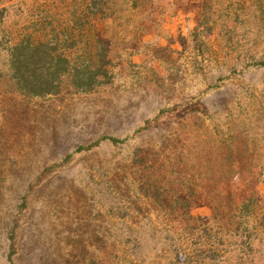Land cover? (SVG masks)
<instances>
[{"label": "rangeland", "instance_id": "rangeland-1", "mask_svg": "<svg viewBox=\"0 0 264 264\" xmlns=\"http://www.w3.org/2000/svg\"><path fill=\"white\" fill-rule=\"evenodd\" d=\"M206 1L0 0V264H264V0ZM53 27L113 80L16 91Z\"/></svg>", "mask_w": 264, "mask_h": 264}, {"label": "trees", "instance_id": "trees-1", "mask_svg": "<svg viewBox=\"0 0 264 264\" xmlns=\"http://www.w3.org/2000/svg\"><path fill=\"white\" fill-rule=\"evenodd\" d=\"M213 0H208L203 5L202 19L195 30V40L200 44L213 33L214 24L200 29L208 23V11L212 12ZM93 11L94 5L89 3L84 12ZM8 7L0 9V21ZM215 22V21H214ZM68 28V26H67ZM67 31V30H66ZM65 30L61 32H66ZM61 32L53 27L52 34L35 38L30 34L22 35L19 38L7 39L5 50L8 64L9 82L16 91L32 97H46L57 95L64 89L65 80L73 86L76 92L87 93L95 90L101 85L110 83L114 78L112 59L107 48L101 40L96 45L94 56H86L83 59H76L67 54V50L73 45L68 42V36L61 37ZM3 41V40H2ZM76 44V43H75ZM91 55V53H90ZM264 62L262 61V64ZM83 149V147L81 148ZM244 204V203H243ZM15 235H11V252L9 260L12 261L14 252Z\"/></svg>", "mask_w": 264, "mask_h": 264}]
</instances>
